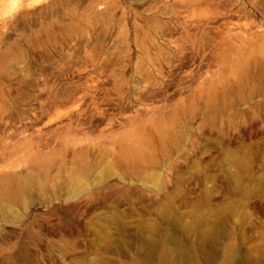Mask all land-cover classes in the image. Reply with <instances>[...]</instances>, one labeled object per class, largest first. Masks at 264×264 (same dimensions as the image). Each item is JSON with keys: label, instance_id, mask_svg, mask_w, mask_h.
<instances>
[{"label": "rangeland", "instance_id": "1", "mask_svg": "<svg viewBox=\"0 0 264 264\" xmlns=\"http://www.w3.org/2000/svg\"><path fill=\"white\" fill-rule=\"evenodd\" d=\"M20 3L0 264H264V0Z\"/></svg>", "mask_w": 264, "mask_h": 264}, {"label": "clouds", "instance_id": "2", "mask_svg": "<svg viewBox=\"0 0 264 264\" xmlns=\"http://www.w3.org/2000/svg\"><path fill=\"white\" fill-rule=\"evenodd\" d=\"M21 7H31V4L22 5L20 0H9L4 10L0 12V21L7 22L12 15Z\"/></svg>", "mask_w": 264, "mask_h": 264}]
</instances>
